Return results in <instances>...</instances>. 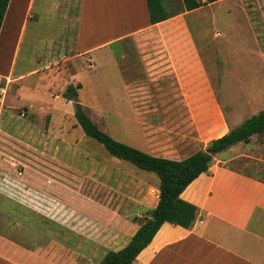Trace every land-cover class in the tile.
<instances>
[{"label": "rangeland", "instance_id": "obj_1", "mask_svg": "<svg viewBox=\"0 0 264 264\" xmlns=\"http://www.w3.org/2000/svg\"><path fill=\"white\" fill-rule=\"evenodd\" d=\"M169 1L163 0L168 12L179 6V0ZM243 2V8H227L224 2L186 18L203 59L215 58V65L209 66L214 72L208 75L232 127L264 108V0ZM49 21L57 22L46 16L34 22L36 36L30 26L23 33L20 22L16 23L1 71H7L21 37L15 71L28 72L39 65L27 60L34 59L33 49L38 55L47 40L59 34L56 26L49 30ZM210 49L215 57L209 55ZM59 62L57 69L45 68L22 79L0 78V193L15 203L28 219L26 224L37 227L41 239H55L74 252H83L79 243L102 242V248L84 250L95 257L125 244L155 205L159 180L154 173L111 157L86 137L73 117L75 102L62 98L65 86L71 79L81 83L77 103L100 130L138 150L149 146L160 148L161 153L168 151L169 144L159 143V138L150 141L145 134L175 126L165 115L174 107L166 105L173 92L158 85L122 89L119 77L124 71L118 73L111 65L74 74L68 62ZM23 85L19 98L12 97ZM262 142V137L254 138L220 159L233 158L234 167L264 179V163L256 160L264 159L263 147L258 149ZM245 154L249 157L241 161Z\"/></svg>", "mask_w": 264, "mask_h": 264}, {"label": "crops", "instance_id": "obj_2", "mask_svg": "<svg viewBox=\"0 0 264 264\" xmlns=\"http://www.w3.org/2000/svg\"><path fill=\"white\" fill-rule=\"evenodd\" d=\"M224 2L228 3L227 8L244 5L243 0H218L151 25L146 0H9L0 28V67L16 23L20 22L23 33L30 26L36 36L38 28L34 22L40 16L54 17L57 22L49 21L48 28L58 27L59 34L47 40L38 55L33 49L34 59L27 61L39 65L28 72L15 71L21 37L7 71L0 70V78L22 79L45 68L57 69L61 60L69 63L74 74L107 65L118 73L124 71L119 77L122 89L158 85L173 92V96H167L166 105L174 107L165 110V115L167 121L176 124L166 132L158 128L145 134L150 141L159 138V143H168V151L161 153L160 148L149 146L142 151L153 157L181 161L234 128L221 109L208 75L214 72L209 66L215 65V58L203 59L186 19ZM212 50L209 55L215 57ZM39 66L42 67L37 70ZM69 82L81 85L76 79ZM23 91L24 85L18 95L11 96L19 98ZM180 105L184 108L180 109ZM258 137L264 139V133L240 144L249 145ZM144 142L147 145L146 139ZM260 147L264 149L263 142L258 144ZM228 150L216 155L208 172L198 176L180 195L198 209L193 226L184 229L162 224L131 264H264V179L234 167L233 158L220 159ZM248 157L241 155L240 160ZM256 160L264 163L262 157ZM219 162L229 163L224 166ZM27 221L15 203L0 193V264H100L107 251L123 248L142 224L133 228L122 247H109L94 257L84 250L102 248V242L79 243L83 252H74L73 247L55 239H41L37 227L26 224Z\"/></svg>", "mask_w": 264, "mask_h": 264}, {"label": "trees", "instance_id": "obj_3", "mask_svg": "<svg viewBox=\"0 0 264 264\" xmlns=\"http://www.w3.org/2000/svg\"><path fill=\"white\" fill-rule=\"evenodd\" d=\"M216 1L218 0H181V5L168 12L163 0H146L149 23L154 25L182 12L194 11ZM8 3L9 0H0V28ZM80 88L81 85L78 83L76 85L68 84L62 93V98L66 101L75 102L73 117L84 135L102 145L111 157L128 162L138 170L154 173L159 180L156 206L147 211L144 221L128 243L117 251H107L100 264H131L141 251L150 244L164 223L180 226L184 229L191 228L196 220L198 209L181 199L182 192L198 176L208 172L216 155L237 144L249 143L253 136L264 133L263 108L225 135L210 141L203 149L186 159L173 161L153 157L116 141L109 134L100 130L86 114L84 107L77 103Z\"/></svg>", "mask_w": 264, "mask_h": 264}, {"label": "built area", "instance_id": "obj_4", "mask_svg": "<svg viewBox=\"0 0 264 264\" xmlns=\"http://www.w3.org/2000/svg\"><path fill=\"white\" fill-rule=\"evenodd\" d=\"M216 35H217V36H219V34H218V33H217Z\"/></svg>", "mask_w": 264, "mask_h": 264}]
</instances>
